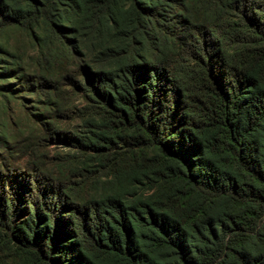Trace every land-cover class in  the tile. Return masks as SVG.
<instances>
[{
	"label": "trees",
	"instance_id": "16d2710c",
	"mask_svg": "<svg viewBox=\"0 0 264 264\" xmlns=\"http://www.w3.org/2000/svg\"><path fill=\"white\" fill-rule=\"evenodd\" d=\"M0 264H264V0H0Z\"/></svg>",
	"mask_w": 264,
	"mask_h": 264
}]
</instances>
